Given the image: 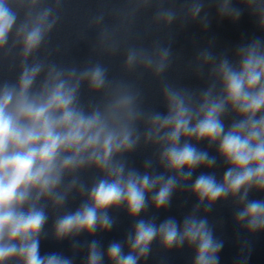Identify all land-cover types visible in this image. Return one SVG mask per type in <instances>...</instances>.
<instances>
[{"label": "clouds", "instance_id": "clouds-1", "mask_svg": "<svg viewBox=\"0 0 264 264\" xmlns=\"http://www.w3.org/2000/svg\"><path fill=\"white\" fill-rule=\"evenodd\" d=\"M64 2L0 0V65L16 71L15 79L0 77V264H75L82 251V264H141L153 244L166 254L191 249L192 264H220L224 241L208 219L218 202L230 203L235 225L249 237L264 232V199L250 198L264 193V36L218 52L212 37L197 48L186 68L204 81L199 87L166 77L178 59L171 33L166 43L145 46L133 41L135 26L151 10L149 28L178 24L183 31L198 22L207 31L214 6L219 20L233 23L247 11L264 33V0H123L90 17L91 54L68 65L49 50ZM118 55L124 75L110 76L96 57ZM144 73L159 81L164 111L146 103L138 83ZM132 74L137 80L126 78ZM149 148L141 167L130 163ZM218 158L226 166L220 179L212 171ZM198 169L207 171L193 179ZM185 188L196 200L190 212L157 223L155 213ZM70 198L81 201L74 210L67 209ZM120 210L132 225L105 249L95 237L113 230L118 217L111 213ZM81 236L90 239L81 243ZM49 238L70 241L72 256L42 255ZM250 255V240L241 239L236 264H248Z\"/></svg>", "mask_w": 264, "mask_h": 264}, {"label": "water", "instance_id": "water-1", "mask_svg": "<svg viewBox=\"0 0 264 264\" xmlns=\"http://www.w3.org/2000/svg\"><path fill=\"white\" fill-rule=\"evenodd\" d=\"M177 6L183 0H176ZM123 0H65L62 9V20L57 25L56 29L52 32L49 43V50L53 51L52 59L58 63L72 64L82 63L89 57L90 45L95 41L96 32L87 29L88 20L101 8L109 10L116 7H121ZM243 7V5H238ZM211 26L207 31H203L198 22L189 24L183 31L179 30V25L175 24L170 29H165L162 26H151V10L138 17L135 26V35L133 41L136 43L143 42L145 46L153 40H162L167 42L169 33L175 37L173 44L174 54H178V59L175 60L173 67L166 73V77L171 81H179L182 84L192 86H205L204 81L198 80L186 68L187 62L194 58L197 48L203 47L206 42L212 37L216 38V48L214 51H220L225 47L231 48L237 43L241 42L242 37L250 38L253 34L256 36H264L261 33L250 14L245 11L240 20L236 23L228 19L219 20L217 18L216 9L213 6L209 9ZM110 20V18H109ZM81 32H85L87 39H78ZM59 46V51L55 49ZM103 60L104 63L110 66V76H123L122 63L123 56L116 57H96ZM16 71L9 70L8 63L5 62L0 65V77L6 79H15ZM130 80H137V75L132 74L126 77ZM140 87L144 90L146 103L156 110L164 111L161 105V97L159 92V81L153 79L149 73H144L143 78L138 80ZM83 99H89L86 89H82ZM230 119L226 123L230 122ZM201 148H206L207 145L202 143L199 145ZM153 150L138 151L133 154L129 161L130 163L139 168L145 158L151 157ZM211 155H216L215 149L210 150ZM223 161L217 159V165L212 171L220 179L225 170ZM160 171V169H157ZM207 171L206 169H198L194 174L199 175L200 172ZM94 173H85L83 178L87 182H91ZM251 199H264V193L253 192L250 194ZM187 201V203H185ZM80 199H69L67 209L74 210L80 204ZM196 203L194 197H191L187 188L183 194L177 193L173 197L172 206L167 210H160L155 213L158 217L157 223L165 218L172 216L178 221H182L183 216L190 212L193 204ZM155 210L150 209L148 216H151ZM111 215L118 217V224L111 232L105 234H98L95 239H98L106 249L109 242L113 240H123L126 232L132 225V221L126 216L123 210L112 212ZM148 218V217H144ZM208 219L211 223L215 224V235L224 241V247L219 253L220 264H236L240 256V240L248 238L251 242V255L248 264H264V232L255 236L249 237L246 232L239 229L233 220V209L230 203L218 202L213 210L208 213ZM51 219L49 220L48 229H51ZM81 243L88 241L90 238L81 236ZM70 241H63L57 243L52 239L43 240L41 242V254L48 252H62L66 256H72ZM153 252L147 261H142L141 264H192L193 251L187 247L176 251L173 250L169 253H164L160 250L158 244H153ZM86 251L80 252L75 257V264H82V260ZM107 264V262H106Z\"/></svg>", "mask_w": 264, "mask_h": 264}]
</instances>
